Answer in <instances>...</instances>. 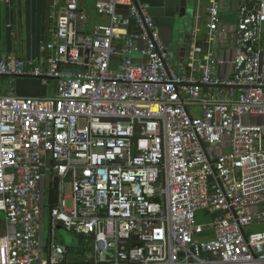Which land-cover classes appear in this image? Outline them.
Returning <instances> with one entry per match:
<instances>
[{"label":"built area","instance_id":"2783aa9c","mask_svg":"<svg viewBox=\"0 0 264 264\" xmlns=\"http://www.w3.org/2000/svg\"><path fill=\"white\" fill-rule=\"evenodd\" d=\"M50 1L45 64L0 54V76L55 81L45 97L0 94V264H264V230L246 232L264 223V124L246 120L264 116V0L239 9L228 77L195 42L174 70L138 0H93L107 18L93 23L89 0ZM220 2L208 0L205 45ZM46 173L59 178L51 228L92 239L85 262L53 239L37 260Z\"/></svg>","mask_w":264,"mask_h":264},{"label":"crops","instance_id":"0c3cea01","mask_svg":"<svg viewBox=\"0 0 264 264\" xmlns=\"http://www.w3.org/2000/svg\"><path fill=\"white\" fill-rule=\"evenodd\" d=\"M138 2L145 5L152 16L167 50L168 61L174 70L178 71L187 66L188 52L190 46L195 42L202 48L201 54H198L200 58L205 55L207 50L211 51L223 61L217 68L218 73L223 77L230 75L231 69L225 61L234 56L239 45L236 38V27L239 9L246 3L245 0H221L219 31L216 38L207 45H205L204 40L206 39V24L208 22V0H138ZM50 3V0H0L1 55L32 59L41 66L45 64L46 53L43 50V45L48 40L53 26L49 17ZM88 3L89 14L91 15L90 10L94 11V9L92 3L89 1ZM248 5L250 6V4ZM106 20V17H99L96 13L91 18L92 23ZM259 45L264 51V25ZM137 57V54L133 55L135 60ZM196 66L197 64H195V68H197ZM196 74H199L198 68ZM32 92V89L27 88L23 82L19 81L17 87L9 90L8 93L32 97L49 95L41 91L42 94L34 95ZM261 117L264 118V116H252L246 120L255 121L258 118L259 122L257 123L264 124V120H260ZM51 187L52 180L48 179V173H46L40 183L41 201L38 214L40 247L37 260L46 261L49 258V244L53 239L64 247L65 260L68 263H76L77 261L69 256L68 249L62 240L56 241L58 230H52L50 218L47 217L50 209ZM7 228L4 213L0 212V236L6 233ZM58 235L60 236L59 232Z\"/></svg>","mask_w":264,"mask_h":264},{"label":"rangeland","instance_id":"374dc122","mask_svg":"<svg viewBox=\"0 0 264 264\" xmlns=\"http://www.w3.org/2000/svg\"><path fill=\"white\" fill-rule=\"evenodd\" d=\"M89 2L92 3L93 0H89ZM90 11H91L90 18H92V16L96 12L93 10H90ZM19 81L23 82L27 88L32 89L33 90L32 93H34V95L42 94L40 93V91L46 92L47 95L48 94L51 95L53 94L54 89H55V81H52V80L45 84V83H42L41 80H36L30 77L14 79L10 77L0 76V94H6L9 92V90L17 87V84L19 83ZM194 110H196V108H194ZM257 119L255 121H250V122L257 123L259 122ZM260 120H264V118L261 117ZM63 193L65 196H69L72 193L71 183L69 180L64 181ZM66 202H67V206L69 207L71 205V200L66 199ZM47 217L50 218L49 213L47 214ZM196 221L201 224H208L210 223V217L209 215L205 213V211H198L196 213ZM263 230H264V223L259 224V225H252L251 227L246 228V232L248 233L258 232V231H263ZM58 232L60 236L58 235ZM64 234H65V231H57V237H56L57 240L56 239L55 240L58 242L62 240L64 244V239L62 237ZM68 238H70L73 242L72 246L67 247L68 254L73 260H76L77 262L81 263V262H85L91 257V255L94 252V242L92 239H87L82 244H77L75 237H71L68 235Z\"/></svg>","mask_w":264,"mask_h":264},{"label":"water","instance_id":"95a60500","mask_svg":"<svg viewBox=\"0 0 264 264\" xmlns=\"http://www.w3.org/2000/svg\"><path fill=\"white\" fill-rule=\"evenodd\" d=\"M3 77H10V78L17 79V78H27L28 76H3ZM35 79H38V78H35ZM49 80H52V79H49ZM202 86L205 87L204 85ZM58 200H59V178L55 176L53 178L52 187L50 191V207L52 208V207L57 206ZM55 229H57L58 231H65V234L62 237L64 239V245L66 247L73 245V242L70 238H68V235L71 237H75L77 244H82L85 241V236L82 233L67 231L60 225L56 226Z\"/></svg>","mask_w":264,"mask_h":264}]
</instances>
